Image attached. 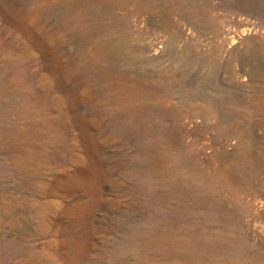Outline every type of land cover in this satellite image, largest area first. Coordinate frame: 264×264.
Returning a JSON list of instances; mask_svg holds the SVG:
<instances>
[{
    "label": "rangeland",
    "instance_id": "1",
    "mask_svg": "<svg viewBox=\"0 0 264 264\" xmlns=\"http://www.w3.org/2000/svg\"><path fill=\"white\" fill-rule=\"evenodd\" d=\"M0 264H264V0H0Z\"/></svg>",
    "mask_w": 264,
    "mask_h": 264
},
{
    "label": "bare ground",
    "instance_id": "2",
    "mask_svg": "<svg viewBox=\"0 0 264 264\" xmlns=\"http://www.w3.org/2000/svg\"><path fill=\"white\" fill-rule=\"evenodd\" d=\"M161 180V179H160ZM165 182V181H164ZM164 186H165V184H164ZM178 212V211H177ZM178 214H181V215H186L187 216V214H182V213H179L178 212ZM179 236V235H178ZM180 238V237H179ZM198 242V241H197ZM182 244V243H181ZM194 245H196V244H194Z\"/></svg>",
    "mask_w": 264,
    "mask_h": 264
}]
</instances>
